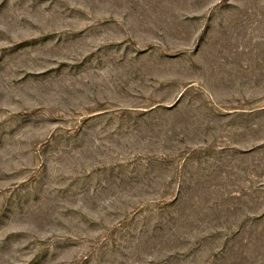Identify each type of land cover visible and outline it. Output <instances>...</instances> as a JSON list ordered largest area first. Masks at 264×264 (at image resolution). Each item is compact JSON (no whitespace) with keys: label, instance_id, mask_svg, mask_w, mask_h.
Returning a JSON list of instances; mask_svg holds the SVG:
<instances>
[{"label":"rangeland","instance_id":"obj_1","mask_svg":"<svg viewBox=\"0 0 264 264\" xmlns=\"http://www.w3.org/2000/svg\"><path fill=\"white\" fill-rule=\"evenodd\" d=\"M0 264H264V0H0Z\"/></svg>","mask_w":264,"mask_h":264}]
</instances>
